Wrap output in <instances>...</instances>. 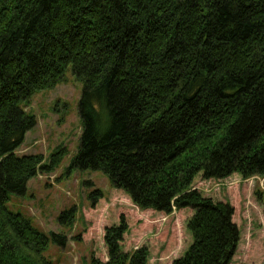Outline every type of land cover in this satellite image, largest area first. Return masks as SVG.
Instances as JSON below:
<instances>
[{
	"label": "trees",
	"instance_id": "16d2710c",
	"mask_svg": "<svg viewBox=\"0 0 264 264\" xmlns=\"http://www.w3.org/2000/svg\"><path fill=\"white\" fill-rule=\"evenodd\" d=\"M70 65L83 82L72 166L103 170L141 209L191 207L193 240L172 264H233L234 207L193 181L264 175V0H0V264H54L49 236L7 201L66 154L17 149L37 124L21 102ZM127 231L125 215L106 227L108 260L93 263L146 264L147 247L123 250Z\"/></svg>",
	"mask_w": 264,
	"mask_h": 264
},
{
	"label": "rangeland",
	"instance_id": "374dc122",
	"mask_svg": "<svg viewBox=\"0 0 264 264\" xmlns=\"http://www.w3.org/2000/svg\"><path fill=\"white\" fill-rule=\"evenodd\" d=\"M82 92L83 82L70 65L55 87L37 91L29 103L21 102L36 116L37 124L26 133L17 152L42 153L46 164L60 148H65L66 154L52 172L38 171L24 193H11L8 207L30 218L49 236L44 254L54 264H94V258L107 261L105 230L118 224L121 215L128 222L121 243L124 251L145 246L149 250L146 264H172L192 243L187 222L194 210L187 207L165 213L141 209L124 190L114 187L103 170L72 166L83 133L79 112ZM193 185L205 196L234 207L240 241L233 264H264V175L234 173L207 179L200 173ZM95 190L102 194L96 201ZM72 207L76 209L73 222L62 221V212ZM53 232L66 234V244L54 239Z\"/></svg>",
	"mask_w": 264,
	"mask_h": 264
}]
</instances>
